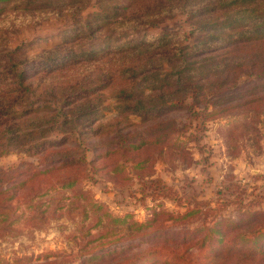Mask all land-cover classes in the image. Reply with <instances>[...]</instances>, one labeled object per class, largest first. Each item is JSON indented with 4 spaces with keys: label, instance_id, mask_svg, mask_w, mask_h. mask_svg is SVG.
<instances>
[{
    "label": "rangeland",
    "instance_id": "rangeland-1",
    "mask_svg": "<svg viewBox=\"0 0 264 264\" xmlns=\"http://www.w3.org/2000/svg\"><path fill=\"white\" fill-rule=\"evenodd\" d=\"M188 206L264 210V0H0V264Z\"/></svg>",
    "mask_w": 264,
    "mask_h": 264
},
{
    "label": "trees",
    "instance_id": "trees-1",
    "mask_svg": "<svg viewBox=\"0 0 264 264\" xmlns=\"http://www.w3.org/2000/svg\"><path fill=\"white\" fill-rule=\"evenodd\" d=\"M215 81L220 83L222 79ZM164 134L149 142L157 143ZM85 161L81 153L67 163L85 164ZM61 182L63 186H72L78 178L70 175ZM93 204L98 209L101 207L100 203ZM212 211L214 208L188 206L184 212L174 215L164 209H155L146 222L129 221L128 216L105 212L110 221L121 225L120 231L127 226L126 232L119 233L117 239L110 242L111 246L90 248L78 264H116V261L122 264H264V210L248 206L237 218L214 217L211 222L208 213ZM202 216L205 217L203 222L189 226L195 217Z\"/></svg>",
    "mask_w": 264,
    "mask_h": 264
}]
</instances>
